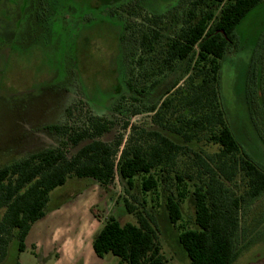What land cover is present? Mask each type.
Segmentation results:
<instances>
[{
	"label": "trees",
	"instance_id": "obj_1",
	"mask_svg": "<svg viewBox=\"0 0 264 264\" xmlns=\"http://www.w3.org/2000/svg\"><path fill=\"white\" fill-rule=\"evenodd\" d=\"M263 2L181 0L161 10V17H168L181 7L178 15L168 17V33L153 30L140 34L138 42L151 54L148 58L133 60L135 50L128 52L130 60L144 69V81L139 82L129 68L125 89H120L110 113H93L78 99L76 103L87 111L78 114L76 121L49 125L58 136L57 145L1 166L0 207L4 210L0 217V264L12 239L19 251L24 249L25 237L31 225L44 216L51 192L70 179L88 180L105 189L118 181L127 193L138 188L140 200L133 199L140 207L122 199L135 222L121 224L113 215L107 216L92 243L98 257L111 253L119 257L116 264H166L156 220L146 208L147 204L150 209L159 207L162 197L188 264H231L236 256L234 237L240 228L242 205L264 194V165L243 149L226 119L219 91L220 67L226 54L240 45L238 26ZM261 34L264 36V29L250 46L254 58L264 49V43L257 45ZM123 38L121 35L122 43ZM145 59L149 64L144 68ZM182 79L186 87L180 89L177 85ZM160 82L165 83L162 90L149 95ZM169 108L179 113L174 122L164 121L168 133L155 127L135 133L131 117L152 112L153 122L158 123ZM73 109L65 107L66 116ZM116 126L133 131L124 142L120 134L110 143L105 135ZM203 138L216 146L205 156L186 144ZM180 156L192 159V164L177 171L174 167ZM237 176L243 180L240 194L229 186ZM188 195L194 200L192 226L181 213L180 204Z\"/></svg>",
	"mask_w": 264,
	"mask_h": 264
},
{
	"label": "rangeland",
	"instance_id": "obj_2",
	"mask_svg": "<svg viewBox=\"0 0 264 264\" xmlns=\"http://www.w3.org/2000/svg\"><path fill=\"white\" fill-rule=\"evenodd\" d=\"M56 1L60 4L49 6L46 16L27 19L20 34L13 40L3 38L0 45V166L8 162L4 160L9 157L22 156L30 147L57 145V135L43 129L40 133V129L43 125L76 121L78 114L87 111V107L76 103L78 99L93 113H110L118 102L120 89H125L123 82L130 73L129 68L139 82L144 81V69L133 61L151 55L139 45L140 34L153 30L168 33L171 30L168 17L172 19V13L178 15L181 10V7L175 8L168 17L160 14L161 10L181 0ZM13 26L19 33L17 21L9 32ZM0 27L4 35V22ZM262 29L264 2L238 26L236 34L240 45L222 60L219 91L226 119L235 136L253 160L264 165V49L256 58L250 50ZM121 35H124V43ZM263 40L261 34L257 45H262ZM155 48L160 53V42ZM131 49L136 53L133 60L128 54ZM148 64L145 59L144 68ZM164 85L160 82L149 95L161 91ZM177 87H186L184 79ZM67 106L74 109L66 116ZM173 109L161 114L158 123L153 122L152 112H141L131 117L130 124L137 128L135 133L153 127L168 133L163 128L164 121L174 122L179 113ZM132 131V128L116 126L105 137L111 143L122 134L124 142ZM186 144L193 150H201L204 156L216 150V146L208 144L204 138ZM176 161L174 169L177 171L192 164V159L186 156ZM229 186L240 194L243 180L237 176ZM134 196L140 200L138 188L124 192L118 181L105 189L95 182L88 184L84 179L68 180L63 187L51 192L44 216L31 225L25 237L24 249L19 251L17 241L12 239L1 264H116L118 256L108 253L98 257L94 253L93 239L109 215L121 224L135 222L134 214L128 213L122 202L125 198L140 207L134 202ZM162 201L161 197V204L155 209H150L149 204L146 206L156 220L161 253L166 264H188L177 240V228L169 222ZM180 205L183 220L192 226V195ZM3 210L1 207L0 217ZM234 245L244 251L237 264H264V194L242 205Z\"/></svg>",
	"mask_w": 264,
	"mask_h": 264
},
{
	"label": "flooded vegetation",
	"instance_id": "obj_3",
	"mask_svg": "<svg viewBox=\"0 0 264 264\" xmlns=\"http://www.w3.org/2000/svg\"><path fill=\"white\" fill-rule=\"evenodd\" d=\"M54 3L60 4V2H57L56 0H0V24L4 22V26H5V32H4L5 34L3 35V33L0 31V45H2L3 38H7V40L8 39L13 40L16 37V35L20 34L21 30L24 28L23 25L27 22V19H40L42 18L41 16H46L48 7ZM15 21H17L16 28L20 29L19 33H16L14 31V26H13V30L9 32V28L12 25H15ZM26 29L28 30L29 33V26L26 27ZM0 78H2L1 71H0ZM42 129L47 131L49 134L55 135L54 132H51L49 130V125H43L42 128L40 129V133L43 132ZM33 147H30L31 149L28 148L29 150L27 152H24L22 156L20 155L18 157H9L8 159L4 160L8 162L3 163V165L30 156L34 152L50 146H43V147L37 146L35 149ZM9 152L10 151H8V153ZM243 252L244 251L242 250V248L241 249L237 248L235 259L232 261L231 264H237ZM259 263L262 264L263 262H259Z\"/></svg>",
	"mask_w": 264,
	"mask_h": 264
},
{
	"label": "crops",
	"instance_id": "obj_4",
	"mask_svg": "<svg viewBox=\"0 0 264 264\" xmlns=\"http://www.w3.org/2000/svg\"><path fill=\"white\" fill-rule=\"evenodd\" d=\"M89 184V183H88ZM108 205H109V202H108Z\"/></svg>",
	"mask_w": 264,
	"mask_h": 264
}]
</instances>
